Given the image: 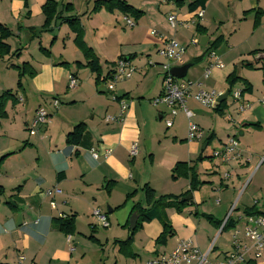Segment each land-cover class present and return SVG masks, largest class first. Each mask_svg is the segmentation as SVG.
Wrapping results in <instances>:
<instances>
[{
  "label": "crops",
  "instance_id": "obj_1",
  "mask_svg": "<svg viewBox=\"0 0 264 264\" xmlns=\"http://www.w3.org/2000/svg\"><path fill=\"white\" fill-rule=\"evenodd\" d=\"M46 1L0 0V24L12 33L6 41L11 53L15 51L12 42L16 38L23 36L28 42L42 30L44 16L41 9ZM55 1L60 3L57 8L59 17L45 30H57L52 39H57L62 30L65 38L61 39V53L53 58L48 51L47 58L38 62L36 67L27 63L34 72L26 84L27 99L20 91H12L16 105L7 104V117L0 122V264H145L152 257L170 253L180 240H191L200 252H206L214 237L226 232L228 238L221 241L219 247L213 246L207 257L208 261L209 256L214 255L211 263L206 264H218L231 251V233L239 229V218L245 216V211L255 206L264 216V104L259 102L264 96V44L247 50L252 55L249 57L237 46L227 49L221 41L213 51L222 68L213 69L208 78H203V71L210 62L207 59L201 72L187 78L200 85L192 88L193 93L199 89L226 92L225 80L231 73L244 81H238L232 90H243V83L250 87L242 96L248 107L243 113L236 112L231 99L226 101L221 114L206 108L199 112L189 110L194 123L204 131L199 141L191 142L186 139L187 120L183 126L173 124L177 115L185 116L182 111L173 118L172 126L166 128L163 122L168 118L167 109L149 104L160 95L165 74L161 67L164 60L157 56L156 50L163 39L175 35L181 37L180 31L171 29L165 18L168 30L173 33L157 30L158 34L154 36L148 30L143 39L135 43L147 50L145 65L133 63L138 50L116 54L110 62L102 43L99 46L92 44L95 35L94 42H88L81 22L83 18L90 20L94 17L92 9L97 0L86 5L82 14L76 8L77 0ZM249 1L250 9L239 7L242 19L249 11L262 12L260 7H264L262 0ZM190 2L184 0L181 8L174 4L165 17L174 13L179 21L192 24L186 28L190 30L187 38L179 41L186 49L190 41L198 44L203 37L206 44L200 54L207 57L209 43L216 38L209 35L203 19L211 6L220 12L226 10L228 4L209 0L203 9V17L197 21L198 9L190 12ZM66 4L71 5V11H64ZM181 9H185V13ZM103 10L107 11L101 8L95 14H102L98 21L107 19ZM138 10L142 16L132 28L146 18L145 11ZM67 17L80 21L84 31L82 40L98 59L102 78L108 74L110 77L118 59H124L136 68L132 77L116 83L109 93L106 90L108 79L96 85L94 74L87 68L76 67L74 63L84 65L85 60L74 41L76 35L67 26ZM148 22L159 24V21ZM105 24L102 21L91 27L97 34ZM197 26L204 31L199 37L195 30ZM104 46L108 48L109 45ZM18 49L22 52L26 48ZM228 55L233 58L228 59ZM197 56L187 61L184 59V64L200 57ZM259 60L263 62L259 63ZM148 62L153 65L147 66ZM242 62H247L248 69L241 66L236 69L235 65ZM63 63L67 66H60ZM190 65L187 73L194 66ZM70 76L77 80V86L72 89L68 88ZM118 99L127 105L121 121L105 122L103 116L115 118L120 113ZM54 101L58 103L57 108L53 106ZM187 103L192 109L199 105L192 99L186 101V107ZM40 108L46 111L48 119L32 131L30 125ZM226 113L232 115L234 123L225 121ZM97 117L99 119L95 121ZM79 124L85 128L79 144H67L66 135ZM233 136L237 139L240 157L228 165L212 158V151ZM133 143L137 145V155L131 158L128 150ZM209 145L210 153H204ZM91 149L100 156L104 150L109 154L94 160ZM177 163L192 167L201 185L187 194L191 197L190 203L180 213L169 207L151 208L146 203V187L153 191L154 202L162 196H171L172 199L166 200L171 203L188 192L187 178L172 179V169ZM226 173L229 177L224 179ZM251 173V181L233 204L245 178ZM249 187L251 190L247 192ZM53 188L59 193L46 195V191ZM51 202L55 203L53 207ZM138 206L150 210V219L140 222V227L132 234L126 228L131 215L137 217L138 223L140 218L135 210ZM94 208L106 214L108 229L94 226L91 216ZM195 213L198 216H194ZM70 216H74V232L66 236L59 231L56 220ZM227 219L230 226L219 232L217 224H223ZM163 224L169 225L170 230L164 242L158 244L156 241L163 232ZM130 236V242L124 243ZM20 257H23L21 262ZM238 264H264V250L261 258L255 260L248 255L245 262Z\"/></svg>",
  "mask_w": 264,
  "mask_h": 264
},
{
  "label": "rangeland",
  "instance_id": "obj_2",
  "mask_svg": "<svg viewBox=\"0 0 264 264\" xmlns=\"http://www.w3.org/2000/svg\"><path fill=\"white\" fill-rule=\"evenodd\" d=\"M93 0H77L76 8L82 14L85 11L86 5L91 3ZM121 1H126V3L130 4L129 2H132L135 6L134 8H139L145 11L146 18L142 20L141 23L134 28H129L124 20V15L121 14L118 11H112V12H107L104 11V17H106V20H101L98 21L97 19H100L101 16L95 15L98 14L100 11H95L92 13V17L90 20H87L86 18H83L81 20L82 24L84 25L85 28V33H86V38L88 42L92 43L93 35H95V43L94 46H99L100 43L103 45V51H107L105 53V56L109 58L110 62H112L114 56L116 54H123V53H132L133 51H137L136 55V61L133 63L136 64L137 66L140 65H145V61L147 60L146 57V52L147 50L144 48H140L139 45L137 46L135 43L139 42L143 37L145 36L146 31H155L157 34L158 31H163V32H169L173 33V31H169L166 22H165V15L167 11L174 6V1L175 0H170L169 2H162L160 0H121ZM209 1V0H208ZM214 2H217V0H214ZM225 2H227L226 10L218 12L215 9V6H211L209 10L207 11L203 21L208 28L209 35L213 38L220 37V40L223 41L225 47L227 49L232 48L233 46H237L240 50H243L244 52H249L250 48H253V46H257V44H264V7H260V10L262 11L258 15V24H254V17H256V12H251L245 15V18L242 19V13L239 10V7L241 6L242 9L248 10L250 9L249 0H220V4L225 5ZM218 3V4H219ZM133 4H130L133 6ZM262 4L264 6V0H262ZM237 5V6H236ZM176 7V6H175ZM181 8V7H180ZM176 10H180L179 7L175 8ZM241 9V10H242ZM102 11V10H101ZM82 12V13H81ZM182 13H185V9H181ZM94 14V15H93ZM168 16V15H167ZM129 20L135 22L132 18L128 17ZM149 21H159L158 25L150 24ZM199 21L197 18L195 19ZM194 19L192 20L193 22L195 21ZM105 22L106 26L102 28L101 31H98L96 34V31L91 27L92 25H96L99 22ZM78 25H81L80 21L78 22ZM255 26V27H254ZM192 27V24H185L181 22L180 25L177 26L175 31H180V36H170L169 38L174 39L177 41L179 44H182L180 41L181 39H186L188 32L190 30H186V28ZM184 29V30H183ZM57 30L53 29L51 32L49 30H45L43 32H38L34 38L28 40L26 42L23 39V36L20 38H16L13 44V50H16L18 48H26L25 50L19 51V55H12L8 56L5 58V60L0 59V116L3 114L4 116L0 117V122L3 121V119H6L7 117V104L11 103L12 105H16L15 99H13L12 91H20L22 96L27 99V83H28V72L29 70H33L30 65H28V68L25 69V74L24 76L20 77L19 76V71L22 72L24 70V63H30L32 66L36 67V64L38 62H42L43 59L47 58L46 52L50 51L52 53L53 58H57L59 54L61 53V39L65 38L62 36V30L60 31L59 37L57 39H52L54 36H56ZM198 34V33H197ZM84 35V31H83ZM100 36V37H98ZM200 35L198 34V37ZM52 39V43L50 44V49L48 47V44L50 40ZM41 40V41H40ZM120 40V41H118ZM180 40V41H179ZM199 38L197 39V41ZM215 40V39H214ZM48 41V42H47ZM116 41L118 43H116ZM38 42H40L38 44ZM120 42V43H119ZM111 43V44H110ZM211 43V42H210ZM209 43V44H210ZM42 45V47H39V45ZM135 44V45H133ZM104 45H109L108 48H106ZM26 46V47H25ZM183 46V45H182ZM264 46V45H262ZM44 47V48H43ZM202 46H199L198 44L196 45H190L186 47V52L184 59L185 61L190 60L192 56L198 55L203 51ZM41 49H45L46 52L42 51ZM216 50V49H215ZM249 50V51H247ZM24 51V52H23ZM21 52V53H20ZM120 52V53H119ZM120 56V55H119ZM123 56V55H122ZM153 56V55H152ZM201 60H196L194 59L195 63L194 66L190 69V71L186 74V76L183 78L184 80H187V78H190V75L195 74L197 75L199 72L202 71L204 65L206 64L207 57L205 55H199ZM197 56V57H199ZM202 56V57H201ZM246 56L251 57V54H246ZM154 57V56H153ZM228 59H232V55L227 56ZM224 62V60L222 61ZM263 62L262 60H259V63ZM222 64V63H221ZM242 64V65H241ZM236 66V69L239 68V66L243 67L244 69H248V64L247 62H242L238 63ZM20 77V78H19ZM27 80V82H26ZM18 81L20 82V86H18ZM23 88H22V83ZM3 84V85H2ZM9 89H11L9 91ZM236 90V89H233ZM4 91V92H3ZM209 91V90H207ZM215 91V90H214ZM9 93L10 97L6 98V101H3V95L5 93ZM230 98L228 97L226 101H230ZM146 104L148 102L145 100L144 101ZM23 103V102H22ZM150 105L151 102H149ZM187 109L192 110L193 112H199L205 108H202V106H197L195 105V109H192L189 107V104L187 103ZM163 109L165 108L164 106H160V108ZM191 112V111H190ZM168 114V113H167ZM91 116V115H90ZM89 116V117H90ZM105 116H103L104 119ZM107 117V116H106ZM157 117V114H156ZM185 116L179 114L177 117L173 120L174 121V126H177L181 124H185L186 120L184 118ZM99 118L97 117L95 121H97ZM194 117L191 119V122L194 123L193 121ZM163 122V121H162ZM164 123V122H163ZM228 123V122H227ZM195 124V123H194ZM173 126V127H174ZM199 127V126H198ZM18 132H21V130H17ZM180 131L182 129L180 128ZM219 149V148H218ZM215 149V150H218ZM211 151V145H209L204 153H210ZM213 152V151H212ZM264 160V158H263ZM252 178V173L249 174L245 178V182L237 195V199L234 200L233 204H236L238 201L239 196L244 192L246 187L248 186L249 182L251 181ZM252 184V183H251ZM251 190V187H249L248 191ZM54 203V202H53ZM55 205V203H54ZM99 209V208H98ZM93 210V209H92ZM100 210V209H99ZM92 212V211H91ZM102 213H104L102 211ZM129 221V219H128ZM116 227V225L114 224ZM128 229V228H126ZM126 231H129L126 230ZM229 235H226V232L222 236H216L214 237L211 247L216 246L219 247L221 241L225 240L228 238ZM225 249H227L225 247ZM264 250V249H263ZM214 255L211 254L208 258L207 263H211ZM222 261V260H221Z\"/></svg>",
  "mask_w": 264,
  "mask_h": 264
},
{
  "label": "built area",
  "instance_id": "obj_3",
  "mask_svg": "<svg viewBox=\"0 0 264 264\" xmlns=\"http://www.w3.org/2000/svg\"><path fill=\"white\" fill-rule=\"evenodd\" d=\"M162 2H169L170 0H160ZM196 18L199 20L203 17V10L198 9L196 12ZM126 25L129 28L134 26V22L125 17ZM168 26L171 29H176L181 21L178 20L174 13H169L166 17ZM152 35L157 36L155 31L151 32ZM190 45H196L195 41H190ZM185 47L179 44L177 41L171 38L163 39L161 46L156 50V54L159 58L164 60V64L161 65L165 74L162 80V91L160 95L151 101L153 106H164L168 111V118L164 120L166 128L172 126V120L177 115L178 111H182L187 119L186 139L187 141L195 142L199 141L204 134V131L196 124L191 122L192 113L186 107V101L192 99L203 108L214 110L217 106V100L223 95L222 91L202 89L192 92L193 87H199V83L184 79H175L169 74L170 69L180 67L184 64ZM207 58L210 62L207 64L203 71V78H208L213 69H221L222 64L219 61V57L214 51H209ZM153 65L151 62L147 63V66ZM136 68L132 66L128 61L124 59H118L112 71V74L107 80L106 90L111 92L114 89L116 83L128 80L132 77ZM77 86V80L75 77L70 76L68 78V88L72 89ZM242 91L240 89L231 90L228 93L229 97L236 107L237 113H243L248 107L242 100ZM117 100L115 97H112ZM120 113L117 117L107 116L104 118L105 122L121 121L124 111L127 108L126 102L122 99H118ZM264 104V96L259 101ZM58 103L54 101L53 106L57 108ZM48 115L42 108L38 109L33 117V121L30 125L32 131H35L37 125L46 123ZM225 121L234 123L233 117L230 113H226L224 116ZM90 154L94 160H98L100 157L109 154L108 150H104L102 155H99L95 149L90 150ZM128 155L133 158L137 155V145L132 144L128 150ZM240 157V151L238 149L237 139L233 136L226 140L225 143L218 150H213L212 158L218 159L223 164H230ZM229 177V173L224 175V179ZM59 193V190L53 188L46 191V195H52ZM50 205L53 207L54 203ZM233 211V207L230 213ZM94 226L101 229H108L109 222L106 214L102 213L98 208H94L91 212ZM241 221L239 229L233 230L230 236L231 251L227 253L223 260L218 264H238L246 261L247 256L251 255L253 259H259L262 257L264 249V216L263 215H249L239 218ZM222 226L219 229L221 231ZM69 241V240H68ZM247 242V243H246ZM210 246L206 252H200L199 249L193 244L191 240H180L174 247V249L168 254H159L155 257L148 259L145 264H206L208 254L211 252ZM23 257L19 258L21 262ZM19 262V263H20Z\"/></svg>",
  "mask_w": 264,
  "mask_h": 264
},
{
  "label": "trees",
  "instance_id": "obj_4",
  "mask_svg": "<svg viewBox=\"0 0 264 264\" xmlns=\"http://www.w3.org/2000/svg\"><path fill=\"white\" fill-rule=\"evenodd\" d=\"M184 0H175L174 3L176 6H179L182 4ZM208 0H191V2L188 5V10L190 12H194L197 9H204L206 4H207ZM60 5V3L58 1L55 0H47L46 3L42 6V14L44 16V23L43 26L41 27L42 30L40 32L45 31V29H48L52 23L53 20L58 19L59 17V13L57 11L58 6ZM101 8H104L105 10L112 12V11H118L121 14H123L125 17H130L132 18L135 22L138 21L141 16H142V12L139 11L138 9H135L134 7H132L131 5L127 4L125 1H121V0H97L94 2V6L92 9L93 11H97ZM64 11L65 12H69L71 11V5L66 4L64 5ZM256 12V17L254 19V24L257 25L258 24V15L261 13L259 11H255ZM67 26L69 28V30H71V32H73L76 36H75V43L76 46L81 50L83 58L85 60L84 65H82L81 63H74L76 67H84L87 68L92 74H94L95 76V83L96 85H98L101 82H106V80L109 77V74L107 75V77L102 78L101 75V68L99 66L98 63V59L96 58V56L94 55V53L92 52V50L90 48H88L82 38H83V31L80 27V25H78V20L73 18V17H67L65 19ZM255 27V26H254ZM196 32L198 34H202L204 33V31L197 26L195 28ZM32 33H34L32 31ZM35 35H33L31 38H34ZM12 37V33L4 26L0 24V59H3L4 57L7 56H14V55H19V49L15 50L11 53L10 51V46L6 43V41L8 39H10ZM221 43L220 38H216L213 42H211L207 48V52L209 51H213L215 49H217V47L219 46V44ZM42 51L46 52L45 49H41ZM46 55H48V51L46 52ZM196 60H201V58H196ZM195 61L192 60L191 62H188V64H193L194 65ZM60 66H67L66 63L61 64ZM28 68V64L24 63V70L19 71V76L22 77L25 74V69ZM28 75L30 77L34 76V72L31 70H29ZM19 77V78H20ZM74 77V76H73ZM238 81H242L244 82L242 79L238 78V76L235 73H231L229 76H227L225 83L227 85V93H230V91L232 90L233 86L238 82ZM244 84V89L241 90L242 91V95L245 92H249L250 87L249 85ZM18 86H20V82L18 81ZM10 97L9 93H5L3 95V101H6V98ZM225 101H222L220 103L217 104V106L215 107L214 111L221 114L225 108ZM4 116L3 114H1L0 117ZM84 125L83 124H79L77 126H75L73 128V130L66 135V143L69 145H77L80 142V139L82 137V134L84 132ZM179 177H185L189 180V190L188 192H186L184 195L174 198L175 201L170 202H166V200L172 199L171 196H162L160 197L157 201H153V191L146 187L145 188V195H146V203L151 206V208L154 207H169V208H173L175 209L176 212L180 213L181 210L183 209V207L190 203L189 201H185V202H180V199L184 196H186L187 194H189L190 192L196 190L198 188V186L201 185V183L198 181L197 179V175L194 172L193 168L188 166L187 163H177L173 169H172V179H177ZM0 193H2V189L0 188ZM136 214L139 215V221L136 224V228L130 232V233H134L137 228L140 227V222L143 221H149V216L148 213L150 210H144L142 208H140L139 206L136 207ZM245 215L249 216V215H263L262 213H260L259 211H257V209L255 208V206H253L252 208L248 209L245 211ZM194 216H198L197 213L194 214ZM208 219H210V217H207ZM229 219H227L225 221V223H218L217 226L221 228V231L224 230L225 228H227V226H230L229 224ZM56 224L57 227L59 229L60 232H62L64 235H70L74 232V216H70L66 219H58L56 220ZM170 227L167 224H163V232L162 234L158 237L157 239V243H163L165 240V236L166 234L169 232ZM131 240V236L128 237L126 239V241H124V243H129Z\"/></svg>",
  "mask_w": 264,
  "mask_h": 264
},
{
  "label": "water",
  "instance_id": "obj_5",
  "mask_svg": "<svg viewBox=\"0 0 264 264\" xmlns=\"http://www.w3.org/2000/svg\"><path fill=\"white\" fill-rule=\"evenodd\" d=\"M206 39H203V37L199 40L198 45L199 46H205ZM190 64H183L180 67L172 68L169 71V74L174 77L175 79H183L186 76L187 70L190 68ZM228 93L224 92L223 95L217 100L218 103L225 101L227 99ZM190 195H187L186 197L182 198L180 201H188L190 200ZM137 222V217L134 215H131L128 221V229L129 231H133Z\"/></svg>",
  "mask_w": 264,
  "mask_h": 264
},
{
  "label": "bare ground",
  "instance_id": "obj_6",
  "mask_svg": "<svg viewBox=\"0 0 264 264\" xmlns=\"http://www.w3.org/2000/svg\"><path fill=\"white\" fill-rule=\"evenodd\" d=\"M75 77V76H74Z\"/></svg>",
  "mask_w": 264,
  "mask_h": 264
}]
</instances>
